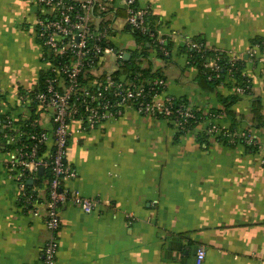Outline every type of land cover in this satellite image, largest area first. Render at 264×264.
<instances>
[{
    "label": "crops",
    "instance_id": "0c3cea01",
    "mask_svg": "<svg viewBox=\"0 0 264 264\" xmlns=\"http://www.w3.org/2000/svg\"><path fill=\"white\" fill-rule=\"evenodd\" d=\"M141 3L170 45L167 59L152 48L143 61L166 78L164 96L186 98L208 112L222 108L220 95L234 92L225 83L214 92L198 84V68L187 65L182 48L200 38L245 60L252 95L231 106L242 127L251 124L254 98L261 99L264 115V51L251 53L255 41L264 42V0ZM123 6L116 0L108 17L116 44L131 56L139 45L125 15L117 14ZM41 10L37 0H0V116L28 111L21 96L39 88L50 64L36 31ZM221 121L231 124L228 117ZM208 124L178 137L170 120L132 108L94 129L73 122L66 159L75 176L63 187L95 205L90 213L71 203L60 206L55 264H196L199 246L206 249L202 264H264V125L250 129L258 146L248 148L207 137ZM4 140L2 132L0 264H44L48 180L24 191L7 166L11 147ZM26 192H33L34 202H26Z\"/></svg>",
    "mask_w": 264,
    "mask_h": 264
},
{
    "label": "built area",
    "instance_id": "2783aa9c",
    "mask_svg": "<svg viewBox=\"0 0 264 264\" xmlns=\"http://www.w3.org/2000/svg\"><path fill=\"white\" fill-rule=\"evenodd\" d=\"M37 1L42 7V15L36 23L37 36L50 50V64L41 86L21 96L28 111L0 116V134L5 135L4 146L11 147L7 166L24 191L26 181L37 179L41 167L52 172L47 183L44 214L50 235L43 249V260L44 264H55L60 245V206L71 203L90 213L95 205L93 199L63 187L64 180L75 176L66 159L72 123L80 122L82 130L94 129L122 117L132 108L146 116H162L178 130L195 117L196 107H186L183 103L176 106L175 97L164 96L166 78L137 76L131 80L117 74L128 51L116 44L114 20L108 17L115 9L116 0ZM121 2L126 11L124 24L129 25L130 33L135 38L136 34L149 36L156 52L169 55L170 50L165 46L168 39L151 25L150 7L141 0ZM186 44L201 55L210 49L197 41L189 40ZM253 48L251 53L255 56L260 46L255 44ZM228 59L235 65L243 58L229 55ZM218 60L217 56L205 64L217 77L221 70ZM186 63L193 65V60L187 57ZM233 91L240 96L247 94V89L240 85H235ZM223 117V114L213 115L205 133L217 135L226 129L220 122ZM248 141L256 144L252 134ZM25 195L26 202L35 201L34 194L26 192ZM205 256V247L199 246L195 263L202 264Z\"/></svg>",
    "mask_w": 264,
    "mask_h": 264
},
{
    "label": "trees",
    "instance_id": "16d2710c",
    "mask_svg": "<svg viewBox=\"0 0 264 264\" xmlns=\"http://www.w3.org/2000/svg\"><path fill=\"white\" fill-rule=\"evenodd\" d=\"M117 14L126 15V11L124 9H118ZM136 40L140 47H137L135 50L132 51L131 56L123 61L121 65L120 71L117 73L118 75H125L129 77L131 80L136 79L138 76L139 78H146V79H159L165 78L161 71L153 70L151 65L144 66L143 61L145 58H148L150 49L154 48L151 38L147 35L136 34ZM192 41H197L206 46V43L200 39L196 38ZM254 44H259L260 46V53L264 51V42L262 40L255 41ZM168 50H170L169 41L165 45ZM183 52L187 54L189 59L193 60V66L198 68V84L201 88L208 92L216 91L217 87L225 83L230 88L233 89L235 85H240L247 89L246 95H252V85L250 83V78L245 73V60H239L236 62L235 65H231L229 63L228 56L225 55L220 50L216 49H208L206 50L204 55L201 53L196 52L190 49L187 44L182 48ZM158 57L162 59H167L169 55H164L161 52H157ZM219 57V64L221 67L220 76L217 77L210 67H205V64L209 62V59ZM231 72V73H230ZM45 73L42 75L40 86L43 81ZM34 92V91H32ZM240 95L235 92H232L228 96L220 95L219 100L222 102V108L212 109L208 112H204L202 109L196 108L194 113L195 117L190 118L186 123L185 127H181L177 130L178 137L188 133L190 130L195 129L198 127L205 120H209L212 118L213 115L223 114V118H230L231 124L226 126V129L222 130L219 134L215 135H208L207 137H216L218 140H222L228 142L232 145L235 144H243L248 148H255L258 146L257 144L250 143L248 141L249 135H251L250 129L251 128H260L264 125V115L262 113V102L260 98H254L252 100V118L251 124L247 127H242V120H239L234 115L231 106L240 99ZM175 105L179 106L180 103H183L184 106H189L190 103L187 101L186 98H177L175 97ZM162 117V116H160ZM222 119H220V122ZM223 123V122H222ZM52 178L51 170L46 169L43 174L38 173V178L33 181V183H41V181L50 180ZM49 182V181H48ZM27 189H30L34 186V184H30L29 181H26ZM32 193L33 192H29Z\"/></svg>",
    "mask_w": 264,
    "mask_h": 264
},
{
    "label": "water",
    "instance_id": "95a60500",
    "mask_svg": "<svg viewBox=\"0 0 264 264\" xmlns=\"http://www.w3.org/2000/svg\"><path fill=\"white\" fill-rule=\"evenodd\" d=\"M127 28H129V25L127 26ZM49 51H50V50H48V52H49ZM125 57H126V58H129V57H130V53L127 52V53L125 54ZM38 173H39V174H43V173H44V169L41 167V168L39 169ZM28 181H29L30 184L33 183V180H28Z\"/></svg>",
    "mask_w": 264,
    "mask_h": 264
},
{
    "label": "rangeland",
    "instance_id": "374dc122",
    "mask_svg": "<svg viewBox=\"0 0 264 264\" xmlns=\"http://www.w3.org/2000/svg\"><path fill=\"white\" fill-rule=\"evenodd\" d=\"M130 38H131V37H129V38H128V39H129V41H130ZM39 39H40V38H39ZM40 40H41V39H40Z\"/></svg>",
    "mask_w": 264,
    "mask_h": 264
}]
</instances>
